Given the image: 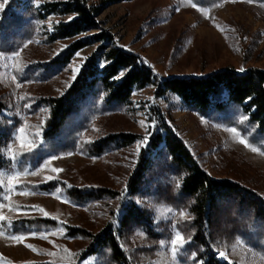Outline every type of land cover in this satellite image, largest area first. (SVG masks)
I'll list each match as a JSON object with an SVG mask.
<instances>
[{
  "label": "rangeland",
  "instance_id": "rangeland-1",
  "mask_svg": "<svg viewBox=\"0 0 264 264\" xmlns=\"http://www.w3.org/2000/svg\"><path fill=\"white\" fill-rule=\"evenodd\" d=\"M66 1L39 0L36 4L32 0H7L0 8V51L7 55L19 52L14 59H0V96L9 104L17 105L15 111L19 109L16 113L22 122L17 129L21 125L25 129V149L38 137L41 138L45 113L42 109L29 112V107L24 105H31L40 96L64 93L75 79L72 68L80 70L85 60L102 44L117 43L142 55L162 77L202 76L225 67L239 71L250 67L264 70V3L224 0L213 8H205L191 0H121L115 3L85 0L93 9L96 24L74 36L51 41L57 25L62 21L69 22L77 15L74 12L38 13L45 12L44 6L49 3L62 7ZM15 2L20 3V7H14ZM9 8L14 10L17 19L5 12ZM201 8L206 11H200ZM69 16L73 18L69 20ZM50 24L52 30H49ZM104 30H108L112 38L103 42L90 41L76 51L63 69L51 71L49 76L42 78L28 76L33 65L48 62L73 42L91 40ZM155 91L152 86L136 90L129 108L100 114L85 133L87 140L121 131L139 134V139L132 145L97 156L80 151L52 154L55 159L44 168L21 173L17 177L21 183L14 184L11 190L8 186L10 175L1 173L0 183L10 201L3 203L5 206L0 211L9 220L45 216L39 210L43 208L48 213L47 217L55 219L57 225L35 236L23 235V240H14L11 237L17 235L9 236L0 231L3 233L0 235V264H99L96 256L87 255L78 261L71 258L82 241L69 237L65 225H80L97 232L108 220L114 219L112 210L116 212L115 224H118L123 210L121 206L132 199L126 190L128 178L140 153L144 151L147 154L152 134L160 130L156 123H152L159 118H154L153 112L157 108L163 120L185 139L212 177L235 180L258 191L264 198V151L251 144L236 127L190 109L178 96L165 100ZM233 128L235 132L231 131ZM37 130L39 135L35 134ZM145 136L148 137L146 141ZM241 138L248 143H241ZM10 144L13 152L21 149L15 136ZM257 148L259 151H254ZM53 168L61 171L56 173ZM48 176L56 179L46 180ZM43 184L55 186L47 190L39 187ZM70 187L82 188L83 191L108 188L117 191L118 196L101 201L76 202L67 193ZM57 189L59 192L53 195ZM161 189L159 198L151 195L133 197L141 207L148 209L154 224L152 236L135 227L125 230L123 247L133 264H185L181 256L191 254L193 257L192 253H196L195 250H186V244L195 233L189 205L175 208L167 197L174 188L169 187L168 191ZM229 212L228 207L219 209L212 226V242L217 257L229 264H264V240L256 246L248 238L234 235L229 228ZM176 231L182 233L186 243L178 246L174 254L171 238ZM161 240L165 242L163 245ZM221 251L225 258L219 256Z\"/></svg>",
  "mask_w": 264,
  "mask_h": 264
},
{
  "label": "trees",
  "instance_id": "trees-1",
  "mask_svg": "<svg viewBox=\"0 0 264 264\" xmlns=\"http://www.w3.org/2000/svg\"><path fill=\"white\" fill-rule=\"evenodd\" d=\"M118 1L121 0H104L106 3ZM191 1L201 7L213 8L224 0ZM252 1L264 3V0ZM62 4L58 7V4L49 3L44 6L45 12L38 13L74 12L77 15L69 22H60L51 41L74 36L96 24L93 9L85 0H68ZM13 5L20 7L18 2ZM5 12L8 16L15 15L12 8ZM13 17L18 18L16 15ZM110 38V32L104 30L91 40H77L50 61L33 65L28 76H49L51 71L63 69L76 51L90 41L103 42ZM149 86L154 87L156 95L165 100L178 96L190 109L236 127L251 144L264 151L263 69L250 67L239 71L234 67H225L202 76L162 77L142 55L128 51L117 43H106L85 60L64 93L40 96L31 103L29 109L32 111L29 112L42 109L45 113L41 140L39 137L36 139L35 148L31 151L14 152L17 153L15 160L8 148L17 126L22 122L21 116L16 113L19 109L15 111L17 105L9 104L0 96V175L26 173L25 169H28L27 172L36 170L49 155L59 152L80 151L97 156L132 145L139 139V134L121 131L87 140L85 133L97 116L129 108L133 93ZM153 113L154 118L159 117L155 123L160 130L152 134L147 154L144 151L140 153L128 178L126 190L132 199L121 206L123 210L118 224H115L116 212L112 210L114 219L108 220L97 232L80 225H65L69 237L83 242L71 258L78 261L91 255L98 258L99 264H133L123 247L125 230L135 227L152 236L154 229L151 213L133 197L151 195L159 198L161 187L166 191L169 187L174 188L173 193L167 194L171 204L175 208L189 205L192 213L195 233L186 244V250H195L196 255L193 258L191 254H183L181 260L185 264H229L217 257L211 234L216 214L222 207L230 209L229 228L234 235L248 238L256 246L261 245V240H264V198L258 191L248 189L235 180L212 177L185 139L163 120L160 110L157 108ZM241 115L246 117L244 121L240 120ZM54 186L43 184L39 187L51 190ZM67 193L76 202H94L118 196L117 191L108 188L83 191L82 188L70 187ZM8 201L6 189L0 183V203ZM56 225V220L51 217L23 216L0 221V231L9 236L29 235Z\"/></svg>",
  "mask_w": 264,
  "mask_h": 264
},
{
  "label": "snow or ice",
  "instance_id": "snow-or-ice-1",
  "mask_svg": "<svg viewBox=\"0 0 264 264\" xmlns=\"http://www.w3.org/2000/svg\"><path fill=\"white\" fill-rule=\"evenodd\" d=\"M32 2L38 4V3H39V0H32ZM6 3H7V0H3V2H0V8H3L4 5H5ZM200 11H206V10L203 9V8H201ZM72 18H73L72 16H69V17H68L69 20L72 19ZM49 30H52V29H51V24L49 25ZM78 54H79V53H77V55H78ZM18 55H19V52H16V51H13L10 55H7L5 52L0 51V59H14V58H16ZM241 70H243V69H241ZM78 71H79L78 68H76V67H73V68H72V72L74 73L73 79L75 78V74H76ZM19 86H20L19 84L16 85L17 88H19ZM24 107H25V108H28V107H30V104H25ZM245 119H246L245 116H243V115L240 116V120H241V121H244ZM141 123H143V121H142ZM152 123L155 124V121H153ZM231 131L235 132L236 129L233 128V129H231ZM24 132H25V129H24L23 125H21V127L18 128V129L16 130V132H15L13 135L16 137L17 141L20 143V145H21V149H20V150H21V151H25V150H27V151H31L32 148H35V142H34V141L31 142V143H30V147H28L27 149H25V147H24V145H25V135H24ZM35 134H36V135H39V130H37V132H36ZM147 139H148V137L145 136V137H144V140L146 141ZM240 142L243 143V144H247V143H248V142H247L246 140H244L243 138H241ZM137 143H138V145H139L140 142L138 141ZM8 151H9L10 153H12V159L15 160V159H16V155H17V153H14V152H13V149H12V147H11V144H9ZM254 151H259V149H258V148H257V149H254ZM53 159H55V157L49 155V156L47 157V159H45L44 162H43L42 164H40L39 168H37L36 171H39L41 168H44L46 165H48L49 161H50V160H53ZM24 171L27 172L28 169H25ZM52 171H54V172H56V173H59V172L61 171V169H60V168H53ZM20 175H21L20 172H16L15 174L10 175V176L8 177V186H9V189H10V190H11V188L13 187L14 184H19V183H21V181H19V180L17 179V177L20 176ZM52 179H56V177H52V176H48V177H46V180H52ZM58 192H59V189H57V190H56V193H53V195H56ZM4 206H5V205H4L3 203H0V209H3ZM9 207H10V206H9ZM39 210H40L41 212H44V215H45V216L48 215V213L45 212L43 208H40ZM181 215H183V213H181ZM8 219H9V218L6 217V216L4 215L3 211H0V221L8 220ZM61 232H63V229H61ZM0 235H3V233H0ZM29 235L35 236L36 233H34V232H33V233H29ZM11 238L14 239V240H23V239H24V236H23V235H17V236H13V237H11ZM189 239H191V238H189ZM164 243H165V242H164L163 240L160 241V244H161V245H163ZM185 243H186V241L184 240V238H183V236H182V233H181L180 231H176L175 234H174V235L172 236V238H171L172 252L175 254L176 251H177V247H178V246H183ZM28 247H32V245H28ZM192 255H193V257H195L196 253L193 252ZM219 256H220L221 258H225V253L221 251V252H219Z\"/></svg>",
  "mask_w": 264,
  "mask_h": 264
}]
</instances>
